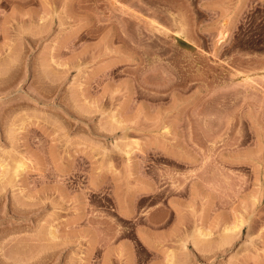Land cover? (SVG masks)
<instances>
[{
  "label": "rangeland",
  "instance_id": "obj_1",
  "mask_svg": "<svg viewBox=\"0 0 264 264\" xmlns=\"http://www.w3.org/2000/svg\"><path fill=\"white\" fill-rule=\"evenodd\" d=\"M0 264H264V0H0Z\"/></svg>",
  "mask_w": 264,
  "mask_h": 264
},
{
  "label": "bare ground",
  "instance_id": "obj_2",
  "mask_svg": "<svg viewBox=\"0 0 264 264\" xmlns=\"http://www.w3.org/2000/svg\"><path fill=\"white\" fill-rule=\"evenodd\" d=\"M221 34H222V33H221ZM223 36H224V35H223ZM222 39H223V38H222ZM23 165H24V164H23ZM21 166H22V165H19V164H18L17 169L22 168ZM17 171H18V170H17ZM16 173H17V172H16ZM46 203H47V202H46ZM51 233H52L54 236L56 235L54 230H51ZM52 234H51V235H52Z\"/></svg>",
  "mask_w": 264,
  "mask_h": 264
},
{
  "label": "crops",
  "instance_id": "obj_3",
  "mask_svg": "<svg viewBox=\"0 0 264 264\" xmlns=\"http://www.w3.org/2000/svg\"><path fill=\"white\" fill-rule=\"evenodd\" d=\"M170 239V237L167 238V241ZM169 242V241H168Z\"/></svg>",
  "mask_w": 264,
  "mask_h": 264
}]
</instances>
